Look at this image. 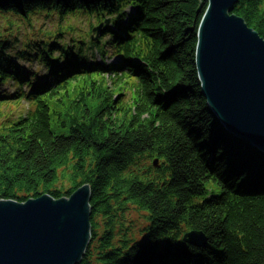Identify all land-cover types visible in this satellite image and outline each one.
I'll use <instances>...</instances> for the list:
<instances>
[{"label": "trees", "instance_id": "obj_1", "mask_svg": "<svg viewBox=\"0 0 264 264\" xmlns=\"http://www.w3.org/2000/svg\"><path fill=\"white\" fill-rule=\"evenodd\" d=\"M207 7L206 0H0L7 21L0 89L19 86L0 91V107L29 104L0 120V200L70 197L89 184L92 239L78 264H264V151L219 122L196 71ZM233 13L264 38V0H239ZM42 17L60 25L36 29ZM81 18L92 22L86 33L75 24ZM13 28L36 37L27 32L12 44ZM111 53L120 62L107 64ZM109 75L125 88L111 89ZM135 211L144 213L142 228ZM192 229L207 234L206 246L184 242Z\"/></svg>", "mask_w": 264, "mask_h": 264}, {"label": "water", "instance_id": "obj_2", "mask_svg": "<svg viewBox=\"0 0 264 264\" xmlns=\"http://www.w3.org/2000/svg\"><path fill=\"white\" fill-rule=\"evenodd\" d=\"M206 1L195 47L202 94L227 130L264 151V38L233 13L239 0ZM91 215L89 184L70 197L1 199L0 264H78L92 239ZM183 240L204 247L209 238L192 229Z\"/></svg>", "mask_w": 264, "mask_h": 264}, {"label": "rangeland", "instance_id": "obj_3", "mask_svg": "<svg viewBox=\"0 0 264 264\" xmlns=\"http://www.w3.org/2000/svg\"><path fill=\"white\" fill-rule=\"evenodd\" d=\"M128 10L131 11L132 8H129ZM34 22H36L35 23V28L36 29L42 28L45 31H54V30H56L57 26L60 25L58 20H57V18H55V17H53V18H44V17H42L41 19L34 20ZM19 23L25 24L23 20L19 21ZM91 23L92 22L90 20H88L87 18H81V19L75 21V24H77L80 28H82L84 33L88 32L91 29ZM6 24H7V21H4L3 19L2 20L0 19V25H1L2 28L6 27ZM98 25H95L94 27H96ZM13 30H14V32H16V34L13 35V36L12 35L8 36V38H9L8 40L9 41L16 40L15 42H12V44L19 43V42H21V44H23L25 42V39H26L25 34L27 32H30V35H28V33H27V37L28 38H32L33 39L34 37H36V36H34L33 31L30 30V28H26L25 31H23V30L21 31L20 30L21 32H18V30H16V28H13ZM91 32L93 33V29L91 30ZM15 38H17V39H15ZM39 40H41V39H39ZM95 57L99 61L102 60L101 55L99 53H96ZM106 59H107L106 62H109V63L110 62H114L115 63V62L119 61L118 57H115L112 53L108 57H106ZM15 61H16V63H15L16 65L24 67L27 70H33L35 72L37 71V66H39L38 74H41V73L46 74V69L44 67L40 66L37 62L30 63L29 61L19 60L18 58H15ZM29 78H30V75H29ZM95 79L98 81V80L101 79V77L96 76ZM103 81H104V83L106 82L107 85L111 86V89L115 88L114 91H122L125 88V87H121V86L120 87H116L114 85L113 79L111 77H108V76H107V78H103ZM80 82H81L80 84L76 83L75 85L72 86L73 87L72 88V95H71L72 98H75L77 96L78 91L80 89L79 87H81V85H82V81H80ZM133 86L134 85H132L130 83L128 89H132ZM76 87H78V88H76ZM18 88H19L18 85H14L11 82L9 84L2 85L0 91L2 92L3 89H6L7 92H10L11 94H14L18 90ZM26 89L28 90V87H26ZM117 94H120V93H117ZM123 94H126V95L130 96V91L126 90ZM28 109H29V104L26 103V102H23L19 107L16 106L15 104L14 105H9V106H6V107H0V120H2L4 118V116L9 114L10 112L13 113V115L16 116V115H20V114H22L24 112H27ZM67 127H68V125H67ZM53 128H54L56 133H66V131H67V128L62 126V125H60V123L53 122ZM209 187L217 194H220L221 191H222L221 187L216 182L210 183ZM143 216H144V213H140L139 214L137 211H135V213L132 216V218L134 217L135 219L138 220V222L141 223V224L139 223L137 225L140 228H142L144 226V224H145V218ZM189 245H191V244H189Z\"/></svg>", "mask_w": 264, "mask_h": 264}, {"label": "clouds", "instance_id": "obj_4", "mask_svg": "<svg viewBox=\"0 0 264 264\" xmlns=\"http://www.w3.org/2000/svg\"><path fill=\"white\" fill-rule=\"evenodd\" d=\"M55 55H56V56H59V55H60V53H59V52H57V53H55ZM37 71H39V66H37Z\"/></svg>", "mask_w": 264, "mask_h": 264}]
</instances>
